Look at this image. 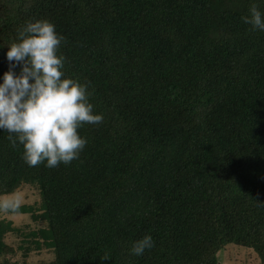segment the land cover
I'll list each match as a JSON object with an SVG mask.
<instances>
[{
  "label": "trees",
  "instance_id": "1",
  "mask_svg": "<svg viewBox=\"0 0 264 264\" xmlns=\"http://www.w3.org/2000/svg\"><path fill=\"white\" fill-rule=\"evenodd\" d=\"M253 4L264 13V0H0V78L18 30L48 20L64 77L103 117L54 168L29 167L0 130V197L27 184L40 198L6 211L34 226L0 219V253L16 232L24 254L53 249L42 264H218L228 244L264 262V31L241 19ZM144 235L154 246L131 255Z\"/></svg>",
  "mask_w": 264,
  "mask_h": 264
},
{
  "label": "clouds",
  "instance_id": "2",
  "mask_svg": "<svg viewBox=\"0 0 264 264\" xmlns=\"http://www.w3.org/2000/svg\"><path fill=\"white\" fill-rule=\"evenodd\" d=\"M241 19L252 30L264 31V13L255 4ZM63 39L53 23L36 20L18 30L17 42L6 52L9 70L0 78V130L9 134L13 146H23L29 167L54 168L78 159L87 143L78 128L103 119L93 112L87 85L64 77V57L57 54ZM17 65L18 74L13 71ZM20 204V197L12 195L0 200V209L15 212ZM153 246L151 235H144L128 251L138 257Z\"/></svg>",
  "mask_w": 264,
  "mask_h": 264
},
{
  "label": "rangeland",
  "instance_id": "3",
  "mask_svg": "<svg viewBox=\"0 0 264 264\" xmlns=\"http://www.w3.org/2000/svg\"><path fill=\"white\" fill-rule=\"evenodd\" d=\"M12 195H18L21 204L25 205H39L38 191L30 185H22L14 192L3 195L0 200L8 198ZM0 219L10 220L15 227L34 226V222L27 213H10L0 209ZM20 236L16 232L6 233V243L13 247V252L0 253V264H42L54 260V251L48 247L32 246L31 250L23 253V250L18 248L22 243ZM218 264H264L257 256V254L248 247L228 244L217 252Z\"/></svg>",
  "mask_w": 264,
  "mask_h": 264
}]
</instances>
